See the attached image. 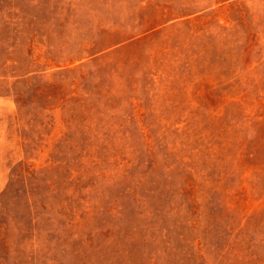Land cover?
I'll use <instances>...</instances> for the list:
<instances>
[{
    "label": "rangeland",
    "instance_id": "obj_1",
    "mask_svg": "<svg viewBox=\"0 0 264 264\" xmlns=\"http://www.w3.org/2000/svg\"><path fill=\"white\" fill-rule=\"evenodd\" d=\"M0 264H264V0H0Z\"/></svg>",
    "mask_w": 264,
    "mask_h": 264
}]
</instances>
